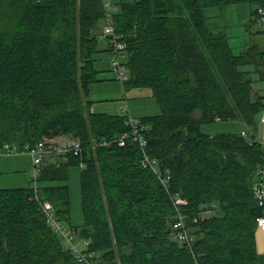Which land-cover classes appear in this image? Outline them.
<instances>
[{
  "label": "trees",
  "instance_id": "16d2710c",
  "mask_svg": "<svg viewBox=\"0 0 264 264\" xmlns=\"http://www.w3.org/2000/svg\"><path fill=\"white\" fill-rule=\"evenodd\" d=\"M230 1L117 0L125 90L147 88L160 105L141 118L150 125V155L171 172L167 188L144 167L137 142L118 143L131 129L126 116L93 111L88 99L100 79L96 54L109 51L100 47L103 0H0V143L21 149L68 135L83 147L79 155H48L34 185L0 188V264H83L40 201L96 264H258L264 96L244 69L245 54L205 17L207 7ZM217 118L241 119L253 131L204 132ZM74 166L81 225L72 223L67 184ZM176 193L188 201L180 208L192 251L176 239Z\"/></svg>",
  "mask_w": 264,
  "mask_h": 264
},
{
  "label": "crops",
  "instance_id": "0c3cea01",
  "mask_svg": "<svg viewBox=\"0 0 264 264\" xmlns=\"http://www.w3.org/2000/svg\"><path fill=\"white\" fill-rule=\"evenodd\" d=\"M264 0H232L225 4L209 6L205 9L206 25L208 28L224 32L237 54H245L249 61L244 69L249 71L256 95L264 96V27L259 22L258 7ZM107 48V44L105 45ZM99 80L90 85V99L96 103L119 98L125 85L114 78L113 73L99 76ZM124 98V92H123ZM125 108L133 117L156 115L161 112L160 105L151 94L141 96L138 100L126 101ZM123 106V107H124ZM159 106V107H158ZM103 107V106H102ZM124 108V109H125ZM159 108V110H158ZM94 108V111H100ZM105 109V107L101 108ZM123 109V111H124ZM93 110V109H92ZM123 111L121 114H123ZM107 113V112H106ZM111 114V113H109ZM203 131L216 135L225 132L253 131L252 126L241 119L221 120L217 118L212 125H205ZM261 132V125H260ZM68 135L57 136L51 140L63 142L68 140ZM79 170V173L77 172ZM32 157L29 154H16L12 156L0 155V188L28 187L37 176ZM72 174H76V186H79L80 203L73 209L72 197V223L81 225L84 222L81 207L80 168L71 167L67 184L70 186ZM258 264H264V233L257 231Z\"/></svg>",
  "mask_w": 264,
  "mask_h": 264
},
{
  "label": "built area",
  "instance_id": "2783aa9c",
  "mask_svg": "<svg viewBox=\"0 0 264 264\" xmlns=\"http://www.w3.org/2000/svg\"><path fill=\"white\" fill-rule=\"evenodd\" d=\"M103 7L105 11L103 28L100 34V38L107 42L109 47L110 58L112 62V72L114 78L125 83L129 79V69L125 63V49L127 44L123 41L122 35L116 31L115 27V15L119 10L117 0H103ZM259 15V22L264 27V2L257 9ZM123 115L126 116V124L131 127L130 131L124 132L117 141L120 145H125L128 139H132L138 143L143 154L144 167L151 168L158 175L162 183L169 188L171 180V172L169 169L160 170L158 158L150 155L148 151V138L145 131L150 127L148 123L143 122L142 118L130 116L128 108H125ZM260 141L264 145V109L260 117ZM242 135L249 136L246 130L241 131ZM103 141L101 144H107ZM83 150L82 144L78 139H69L64 142H56L50 139H43L35 145H25L23 148H19L16 145L10 143H0V155H16L20 153H27L31 155L34 166L39 171L44 159L52 154H67L74 153L76 155L81 154ZM260 178L256 180L254 184V193L259 202V205L264 211V166L258 170ZM174 202L176 204V239L186 245L192 251L193 237L186 224L185 215L181 210V206L188 203L187 199L176 193L174 195ZM43 211L48 217L49 223L63 236L69 243L77 260L83 264H96L93 260V253H86L82 251L74 243V234L71 233L61 221L58 219L53 206L48 201H40ZM257 227L259 231L264 233V212L257 218ZM68 232V233H67ZM86 243V242H85ZM87 244V243H86Z\"/></svg>",
  "mask_w": 264,
  "mask_h": 264
},
{
  "label": "rangeland",
  "instance_id": "374dc122",
  "mask_svg": "<svg viewBox=\"0 0 264 264\" xmlns=\"http://www.w3.org/2000/svg\"><path fill=\"white\" fill-rule=\"evenodd\" d=\"M106 44H107V42L105 40H100V47L101 48H104ZM96 57H97L96 67L100 70L98 76H102L103 74H106V73H109V74L113 73L112 72V62H111L110 53L108 50L100 51L99 53L96 54ZM122 84H124V83H122ZM123 92H124V98L122 95ZM150 94H151V91L147 88H142V89L135 88V89H130V90L127 89L125 91L122 90L119 98L107 100V101H105L106 104H102V105H101V102H98L95 104L98 106H95L94 108H99L98 110H100V111H98V112H107V113H111V114H121L123 109L125 108L124 105H126V101H131V100L135 101V100H138L141 96L150 95ZM88 99H90V93L88 94ZM93 104H94V102H93ZM102 106L105 107V109H101V108H103ZM94 108H92L93 111H94ZM158 110H159V108H158ZM130 116H131V114H130ZM212 123L213 122L203 124L202 128L208 124L212 125ZM257 138L260 139V124H259V129L257 131ZM69 139H71V137ZM20 154H27V153H20ZM6 156H12V155H6ZM77 172L79 173L78 169H77ZM75 180H76V174H72V177H71L70 182H69L71 184V192L70 193H71V197H72L73 209L76 211L77 210L76 205H78V207H79V203H80V193H79V186L78 187L76 186ZM34 184H35V182L33 180L30 183V185H34ZM65 226H66V224H65ZM67 227H69V226L67 225ZM73 236H74V243H76L81 248L82 245L80 242V240H81L80 236L78 234H76V235L74 234Z\"/></svg>",
  "mask_w": 264,
  "mask_h": 264
}]
</instances>
